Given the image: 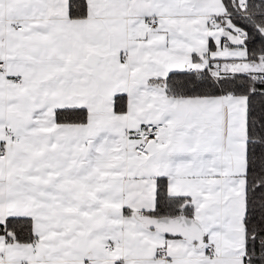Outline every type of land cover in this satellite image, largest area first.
Instances as JSON below:
<instances>
[{
    "label": "snow or ice",
    "instance_id": "1",
    "mask_svg": "<svg viewBox=\"0 0 264 264\" xmlns=\"http://www.w3.org/2000/svg\"><path fill=\"white\" fill-rule=\"evenodd\" d=\"M0 264H264V0H0Z\"/></svg>",
    "mask_w": 264,
    "mask_h": 264
}]
</instances>
